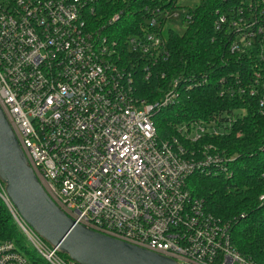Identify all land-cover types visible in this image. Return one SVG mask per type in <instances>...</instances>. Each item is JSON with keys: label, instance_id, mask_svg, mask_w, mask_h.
Masks as SVG:
<instances>
[{"label": "built area", "instance_id": "1", "mask_svg": "<svg viewBox=\"0 0 264 264\" xmlns=\"http://www.w3.org/2000/svg\"><path fill=\"white\" fill-rule=\"evenodd\" d=\"M97 1L0 0V107L44 191L75 225L177 264H257L233 248L229 226L191 196L186 181L193 173L232 176L235 155L211 141L246 116L250 100L264 117V76L218 78V97L241 101L240 109L182 123L178 137L159 139L154 116L206 86L208 75L174 77L151 104L137 79L168 60V25L184 28L192 15L179 0H160L121 43L89 27ZM224 10L213 29L227 37L229 53L264 64V0ZM0 201L46 264H76L22 220L1 182ZM257 205L264 211V192ZM0 264L29 261L4 241Z\"/></svg>", "mask_w": 264, "mask_h": 264}, {"label": "trees", "instance_id": "2", "mask_svg": "<svg viewBox=\"0 0 264 264\" xmlns=\"http://www.w3.org/2000/svg\"><path fill=\"white\" fill-rule=\"evenodd\" d=\"M158 1L98 0L93 14H87L86 20L91 29H101L109 39L122 43L126 36L137 30L136 21L144 15V8L156 5ZM239 2L199 0L193 9L183 7L192 17L182 32L172 28L166 33L168 60L153 68L148 80L140 76V97L152 103L161 98L174 77L180 74L208 75L206 86L184 93L177 103L154 116L159 139L178 137L176 127L182 123L203 120L216 112L240 109L241 101L218 97V78L235 75L246 80L253 70L264 76L263 63L246 56L231 55L226 48L227 37L214 32L216 13L226 11L227 7L232 9ZM119 12V21L107 25L108 19ZM249 102L246 116L234 124L224 138L211 141L235 155L231 164L232 176L207 177L193 173L187 178L186 188L192 197L204 202L208 213L229 226L231 245L237 252L257 264H264V211L257 205L259 194L264 192V117L256 110L255 100ZM237 132H241V136L236 137ZM4 241L13 242L27 257L29 264H46L27 249L23 235L0 201V242Z\"/></svg>", "mask_w": 264, "mask_h": 264}, {"label": "water", "instance_id": "3", "mask_svg": "<svg viewBox=\"0 0 264 264\" xmlns=\"http://www.w3.org/2000/svg\"><path fill=\"white\" fill-rule=\"evenodd\" d=\"M0 182L22 220L76 264H177L174 260L75 225L44 191L0 107Z\"/></svg>", "mask_w": 264, "mask_h": 264}, {"label": "rangeland", "instance_id": "4", "mask_svg": "<svg viewBox=\"0 0 264 264\" xmlns=\"http://www.w3.org/2000/svg\"><path fill=\"white\" fill-rule=\"evenodd\" d=\"M198 2H199V0H179V5L183 6V7H187V8L193 9L198 4ZM172 25H174L175 27H173ZM176 25H178V21L173 22L171 25H168V27L169 28H171V27L174 28L176 30V32H182L184 30L181 26H176ZM140 83L141 82H140V77H139V79H137V84H138L139 88H140ZM144 100L147 103H150L148 101L149 99L145 98ZM156 101H158V100H156ZM156 101H154V102H156ZM154 102H152V103H154ZM26 247H27L28 250H31V248L28 247L27 245H26Z\"/></svg>", "mask_w": 264, "mask_h": 264}]
</instances>
